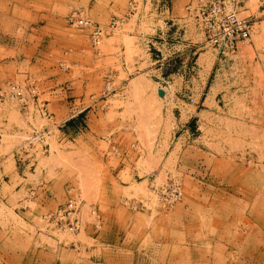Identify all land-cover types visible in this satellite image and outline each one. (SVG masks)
I'll list each match as a JSON object with an SVG mask.
<instances>
[{"label":"rangeland","instance_id":"rangeland-1","mask_svg":"<svg viewBox=\"0 0 264 264\" xmlns=\"http://www.w3.org/2000/svg\"><path fill=\"white\" fill-rule=\"evenodd\" d=\"M173 1L178 33L158 17L170 0H0V92L24 91L0 102V264H111L127 232L135 255L114 264H264V0H225L252 26L234 52L197 0ZM74 11L105 30L98 48ZM78 198L77 233L48 225Z\"/></svg>","mask_w":264,"mask_h":264},{"label":"built area","instance_id":"built-area-1","mask_svg":"<svg viewBox=\"0 0 264 264\" xmlns=\"http://www.w3.org/2000/svg\"><path fill=\"white\" fill-rule=\"evenodd\" d=\"M198 8L194 10L198 21H201L207 41L213 46L226 52H234L236 45L240 42H247L251 37V24L245 19H241L234 11L226 8L225 0H197ZM132 8L134 7L131 4ZM69 24L74 28L88 30L90 32L91 43L98 48L102 43L105 30L98 24L85 18L81 12L74 11L68 17ZM117 25L115 19H111L110 28ZM15 98L22 101L24 91L18 85H10L5 91L0 92V102L5 98ZM190 103H194L191 99ZM44 140V134H35L28 142V145L41 143ZM25 147V146H24ZM162 195L169 204H174L182 197L180 185L175 179L163 187ZM83 201L70 199L65 205L46 215V222L60 233L75 234L81 227V206ZM98 228V226H96Z\"/></svg>","mask_w":264,"mask_h":264},{"label":"crops","instance_id":"crops-1","mask_svg":"<svg viewBox=\"0 0 264 264\" xmlns=\"http://www.w3.org/2000/svg\"><path fill=\"white\" fill-rule=\"evenodd\" d=\"M170 3H171L170 4V6H171L170 7V10L165 11V12H162L161 14L158 15V17L164 18V20L167 19L166 20V25H165L166 29H168L167 32H170L171 31V32L178 33L177 32L179 30L178 29V25H177L178 22H176V20L173 19V17L175 16L174 6L176 4H175V2L173 0L172 1L170 0ZM157 32H158V34H160L162 32V29L158 28V31ZM179 32H182V31L179 30ZM158 34L156 36H154V37H159ZM161 66H163V64H161ZM205 96H206V98L204 99V102L202 104L203 107H206V102L208 100L207 97H209V95L208 94H205ZM215 109L216 108H213V110H211L209 108L207 109V107H206L203 111H205V112H207L209 114H217L218 113V110H215ZM112 174H114V173H112ZM44 196H45V199L43 200L44 201L43 202V205L44 206H46V204H50L51 201L54 200V197H51L50 194H47V195H44ZM129 235H130V233L127 232V233H124L121 237H118L117 235H113L111 238H108V241L111 240L113 243L111 244V243L108 242L110 244V245H107L106 244V246L108 248L103 249V258H104V261L107 259V257H111L112 260H113V262H111V264H114V263H116V259L129 258V257H133L135 255V252L134 251L129 252L128 250H124L123 248L122 249H119L117 247V242H119V241L122 242L121 243L122 246H124V242L131 241V239H128ZM105 241H107V240L105 239ZM106 250H107V252H106ZM138 256H139V253H138ZM99 259H101V258H98L97 257L96 258V261L99 260ZM127 264H129V263H127Z\"/></svg>","mask_w":264,"mask_h":264},{"label":"bare ground","instance_id":"bare-ground-1","mask_svg":"<svg viewBox=\"0 0 264 264\" xmlns=\"http://www.w3.org/2000/svg\"><path fill=\"white\" fill-rule=\"evenodd\" d=\"M141 84H142L141 80L136 81V82L134 83V87H135V89H138L139 86H140Z\"/></svg>","mask_w":264,"mask_h":264}]
</instances>
